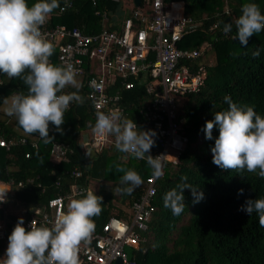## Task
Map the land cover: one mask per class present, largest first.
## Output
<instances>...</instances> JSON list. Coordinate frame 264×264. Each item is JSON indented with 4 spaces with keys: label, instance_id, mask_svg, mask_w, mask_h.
I'll use <instances>...</instances> for the list:
<instances>
[{
    "label": "trees",
    "instance_id": "1",
    "mask_svg": "<svg viewBox=\"0 0 264 264\" xmlns=\"http://www.w3.org/2000/svg\"><path fill=\"white\" fill-rule=\"evenodd\" d=\"M70 1L71 5L64 11L59 12L57 8L49 14L45 22L47 26L64 24L93 33L102 28L111 29L103 19L104 11L109 19L123 13L120 1L97 0L95 5L90 0ZM163 1L168 8L174 2L179 3L181 13L196 25L182 37L180 47L198 48L207 42L208 46L193 62L195 67L201 65L205 68V77L203 85L188 93L179 108L187 143L177 155V162H167L162 175L156 179L152 200L154 209L146 228L138 231V247L127 246L125 251L138 264H264V227L255 211L248 215L240 210L247 198L264 196V178L254 172L226 170L214 164L211 146L218 128L214 125L212 129L213 139H206L203 131L205 122L213 119L216 111L228 107L223 100L226 94L234 102L254 106L255 111L264 115V30L251 35L247 45H241L238 38L233 39L236 32L234 21L241 14V6L246 0ZM255 2L264 12V0ZM144 4L145 0H141L139 7L144 8ZM226 18L233 22L232 31L227 34L222 31ZM256 48L260 49V55L254 57L252 51ZM208 50L213 51L211 60L202 61V55ZM49 59L58 64L56 48ZM26 73L27 69L21 76ZM21 76H1L0 104L13 93H27V85ZM71 90L66 88L64 91ZM80 92L85 97L84 103H70L64 114L62 132H56L49 124L51 138L47 142L35 133H26L16 117L11 119L8 114V118L0 119V138L8 140L24 136L36 137L37 141L36 146L30 142L16 143L8 148L0 146V183L9 179L15 183L24 182L13 188L5 203H0V221L5 219L6 240L9 234L7 225L13 227L18 217H28V214H19L21 207L27 210L41 207L49 198L69 192L73 183L87 190L91 181L98 182L96 189L92 190L103 196V204L99 216L93 217L94 232L100 231L111 216L130 220L131 205L143 192L146 178L152 174L151 168L146 159H129V154L119 152L113 143L95 150L96 155L91 158L88 156L82 133H88L95 118L83 86ZM121 96L119 105L124 109L125 118L139 123L137 109L140 100L149 96L144 86L123 91ZM53 143H63L71 149L67 160L51 154ZM26 152L29 157H25ZM75 168L81 172L77 178L71 173ZM129 168L135 169L143 181L130 195L119 191L123 186V172ZM182 176L187 177L184 182L203 191V198L193 203L191 190L185 188V208L181 214L173 215L163 204V194L181 183ZM28 179L32 181L28 182ZM105 182H110L111 187ZM239 189L243 192H238ZM3 243L4 240L0 239V252Z\"/></svg>",
    "mask_w": 264,
    "mask_h": 264
},
{
    "label": "clouds",
    "instance_id": "2",
    "mask_svg": "<svg viewBox=\"0 0 264 264\" xmlns=\"http://www.w3.org/2000/svg\"><path fill=\"white\" fill-rule=\"evenodd\" d=\"M68 6V0H63ZM62 8L61 0H0V74L9 78L21 76L27 85V93H13L4 99L5 111L16 117L18 125L26 133H35L45 142L51 138L49 124L56 132H62L64 114L70 103L82 104V82L78 79V69L73 64L58 65L50 62L54 43L41 31L49 14ZM236 32L233 39L247 45L248 38L264 30V12L255 0H246L241 6V14L234 21ZM233 22H224L222 31H232ZM259 56L260 49L252 51ZM96 82L90 81V86ZM71 88V91H64ZM223 100L228 107L216 111L213 119L205 122L203 131L206 139H213L212 129L218 128V135L211 146L212 162L221 169L246 170L264 178V115L254 110V106L234 102L229 95ZM93 131L97 136L114 137V147L136 159H146L152 175H162V161L159 155L150 153L155 143L154 129H142L133 119L123 117L117 111L95 113ZM119 167V166H118ZM163 194V204L173 215H179L185 208L183 190L189 188L193 203L203 198V191L184 181ZM141 175L133 168L123 172L122 187L119 191L131 194L142 183ZM8 189L0 188V202L7 199ZM238 192H243L239 189ZM103 196L91 189L82 190L60 211L49 225L30 222L27 227L24 217L8 234L7 247L0 264H80L78 252L81 243H89L95 231L93 217L102 211ZM240 210L248 215L254 211L259 223L264 227V196L247 198Z\"/></svg>",
    "mask_w": 264,
    "mask_h": 264
},
{
    "label": "built area",
    "instance_id": "3",
    "mask_svg": "<svg viewBox=\"0 0 264 264\" xmlns=\"http://www.w3.org/2000/svg\"><path fill=\"white\" fill-rule=\"evenodd\" d=\"M90 1L95 5L97 0ZM145 4L149 6L148 11L139 6L132 7L118 30L102 28L98 32L86 33L79 27L69 28L64 24L50 27L44 23L40 27L57 49L58 65L71 63L78 69V76L82 77L85 96L91 103L95 119L97 111H117L125 117L124 109L119 105L121 93L139 85L144 86L149 96L140 100L141 105L137 109L140 122L136 123L142 129L155 130V143L150 153L160 156L163 173L167 162H177V155L187 143L179 108L188 93L197 91L203 85L205 68L201 65L195 67L193 62L208 44L203 42L198 48L179 46L182 37L192 30L187 26L193 24L190 17L181 13L179 3H172L170 8L163 0H145ZM66 7L62 4L59 12ZM102 16L107 19L106 11ZM2 75L0 74V83ZM93 80L96 84L90 86V81ZM94 123L89 128L87 142H82L85 148L100 150L108 144H114V137L111 135L100 137L94 133ZM27 142L32 146L37 145L36 137L30 139L20 136L8 140L0 138V146L6 148ZM50 151L56 158L67 160V153L71 149L63 143H53ZM29 156V152H26L25 157ZM71 173L77 178L81 172L75 168ZM156 179L152 174L146 178L143 192L131 205L132 216L129 221L111 216L103 223L100 231L93 233L89 243H81L78 252L80 264H113L118 258L121 264H138L125 248H136L139 245L138 231L146 228L154 209L152 200ZM31 181L28 179V182ZM23 183H15L12 179L0 183V188L8 189L5 193L7 199L0 203H5L13 188L22 186ZM82 190L85 189L73 183L69 192L49 198L41 207L29 210L21 207L19 214H28L24 219L26 229L31 221L37 225H50L58 212L67 209L68 200ZM4 229L5 219L0 221V239L4 240L0 256L4 255L8 243Z\"/></svg>",
    "mask_w": 264,
    "mask_h": 264
},
{
    "label": "rangeland",
    "instance_id": "4",
    "mask_svg": "<svg viewBox=\"0 0 264 264\" xmlns=\"http://www.w3.org/2000/svg\"><path fill=\"white\" fill-rule=\"evenodd\" d=\"M145 7L146 8H148V10H149V6L147 5V4H145ZM120 18V16L118 17V19ZM117 19V20H118ZM205 46H207V45H205ZM213 54V51L212 50H208V51H206L205 52V54L204 55H202V58H201V60L203 61V60H207V59H209V60H211V55ZM78 79L79 80H82V77L81 76H78ZM10 97H11V95L9 96V97H7V98H9L10 99ZM6 107H7V105L3 102L2 104H0V119H6V118H8V113L5 111V109H6ZM4 117V118H3ZM15 116L14 115H9V118H11V119H13ZM128 158L129 159H132V158H134V157H132V156H130V155H128ZM97 183L98 182H95V181H91V183H90V187L91 188H93V189H96V187H97ZM107 187H111V183L110 182H105L104 183ZM12 226L11 225H7V230H8V232L10 233L11 232V230H12Z\"/></svg>",
    "mask_w": 264,
    "mask_h": 264
},
{
    "label": "crops",
    "instance_id": "5",
    "mask_svg": "<svg viewBox=\"0 0 264 264\" xmlns=\"http://www.w3.org/2000/svg\"><path fill=\"white\" fill-rule=\"evenodd\" d=\"M120 3L122 5L123 13H121L119 15H112V17H110V19H109V17H107V19H105V21L108 22V26L111 27V29H113V30H116V29L118 30L120 28L122 19L126 15L125 13H128V11L134 6L133 0H121ZM144 8H145L144 10L148 11V8H146V7H144ZM119 16H120V18L118 19ZM97 185H98V183H97ZM88 189L92 190L93 188H91L89 186ZM70 200H68V203L70 202Z\"/></svg>",
    "mask_w": 264,
    "mask_h": 264
},
{
    "label": "water",
    "instance_id": "6",
    "mask_svg": "<svg viewBox=\"0 0 264 264\" xmlns=\"http://www.w3.org/2000/svg\"><path fill=\"white\" fill-rule=\"evenodd\" d=\"M140 2H141V0H133V5L134 6H139ZM225 22H228V18L225 19ZM195 26H196L195 24H191V25H188L187 28L188 29H193ZM87 137H88V133L87 132H83L82 133V142L83 143L87 142ZM87 153H88V156L90 158L92 156L96 155V151L92 147H88L87 148ZM113 264H121V260L118 258Z\"/></svg>",
    "mask_w": 264,
    "mask_h": 264
},
{
    "label": "bare ground",
    "instance_id": "7",
    "mask_svg": "<svg viewBox=\"0 0 264 264\" xmlns=\"http://www.w3.org/2000/svg\"><path fill=\"white\" fill-rule=\"evenodd\" d=\"M141 6V5H140ZM126 14V13H125ZM117 30V29H116ZM29 149H30V147H29ZM29 151H31V150H29ZM146 161V160H145Z\"/></svg>",
    "mask_w": 264,
    "mask_h": 264
}]
</instances>
